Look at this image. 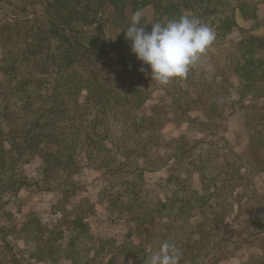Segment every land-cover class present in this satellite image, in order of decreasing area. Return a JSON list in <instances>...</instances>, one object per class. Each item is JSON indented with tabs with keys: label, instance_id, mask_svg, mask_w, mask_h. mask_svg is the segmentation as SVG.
Here are the masks:
<instances>
[{
	"label": "trees",
	"instance_id": "16d2710c",
	"mask_svg": "<svg viewBox=\"0 0 264 264\" xmlns=\"http://www.w3.org/2000/svg\"><path fill=\"white\" fill-rule=\"evenodd\" d=\"M214 6L219 4L213 0H0V213H6L11 197L19 198L24 187L36 185L41 189L42 183H47L45 189H49L56 179H72L84 159L87 166L104 175L142 178L146 171H158L174 159L202 177V189L184 188L185 194L176 198L193 211L186 218L200 216L202 220L195 225L200 230L185 237L189 241H175L186 257L178 264L184 260L186 264H203L198 259L209 254L221 258L222 244L235 243L238 234L251 230L260 215L253 211L256 192L247 194L252 190L251 174L264 173V100L254 101L264 99V59L243 58L235 66L245 127L249 125L251 130L249 142L238 151L231 140L236 138L240 144L239 133L233 139L220 137L224 142L216 146L217 150H226L217 155L222 156L221 161L211 165L215 154L202 146L204 142L213 146L210 140L195 139L190 144L181 142L176 148L157 150L165 143L159 141L157 122L165 105L151 102L156 81L140 71L148 66L131 51V42L123 32L131 16L148 7L153 14L142 15L141 23L150 31L151 24L178 19L185 13L208 23L204 15L212 14ZM244 11L246 18L254 16ZM214 21L210 18L208 26H214ZM220 22L216 28L223 37L235 28L242 32L239 46L243 54L257 51L261 36L246 35L230 16ZM193 71L194 67L190 68L189 75ZM197 94L201 102L209 96L205 89ZM246 98L249 104L243 102ZM225 101L215 95L208 97L194 109L202 112L204 120L188 116L187 121L209 126L217 118L225 119ZM182 102L177 105L180 110ZM186 137L182 135L180 140ZM37 156L42 159L41 174H24L25 163ZM243 158L245 162L240 164ZM169 177L173 178L171 174ZM184 206H177L176 218L181 217ZM166 207L161 203V208ZM229 209L231 216L226 214ZM148 212L140 216L139 225L151 224L147 221L153 216ZM168 217L161 214L163 227L174 225ZM75 220L87 226L80 216ZM207 223L212 227L207 229ZM4 229L0 227L1 238L10 247ZM50 231L51 236L63 234V230ZM194 235L201 238L196 248L204 254L196 251V241L191 242ZM261 245L263 255L259 257L264 258V243Z\"/></svg>",
	"mask_w": 264,
	"mask_h": 264
},
{
	"label": "rangeland",
	"instance_id": "374dc122",
	"mask_svg": "<svg viewBox=\"0 0 264 264\" xmlns=\"http://www.w3.org/2000/svg\"><path fill=\"white\" fill-rule=\"evenodd\" d=\"M213 1L219 7L214 6L216 10L204 16L209 19L208 23L210 18L215 19L214 26L210 27L215 32V41L203 54L191 75L188 72L185 77L173 78L167 84L156 81L151 97L154 104L161 102L165 105L159 113L161 119L157 120L159 141L165 143L157 150L176 148L181 142L190 144L189 141L195 139L210 140L213 146L207 145L208 142H204L202 146L203 149L210 148L215 154L210 161L211 165L215 161L220 162L222 156L218 158L217 155L226 150H217L216 147L223 146V137L233 139L239 133L242 136L239 139L240 144H236V138L231 140L235 144L234 149L238 151L249 142L251 130L249 125L245 127L247 122L245 110L241 107L242 99L237 93L239 90L235 66L243 58L254 60L259 56L264 59V0ZM243 8L244 12L248 11L254 16H243ZM141 12L147 17L153 14L150 7ZM225 16H230L243 28L246 35L263 38L258 42L256 52L243 54L239 46L242 32L238 28L228 32L225 37L219 35L220 30L216 26L221 24L220 20ZM203 23L208 25L205 21ZM262 63L264 64V60ZM222 74L226 75V80ZM201 89L209 93L208 97H222L227 103L225 119L217 118L212 126L209 125L215 132L209 126L187 121L188 116H197L204 120L201 111H194L203 101L208 100L206 97L202 102L199 101L200 96L197 93ZM180 92L182 97H179ZM261 100L264 99L254 101ZM180 101H183L181 110L177 107ZM249 101L247 98L243 100L248 104ZM182 135L188 138L180 140ZM195 151L200 152V149ZM139 162L143 164L142 160ZM244 162L245 158L240 160V164ZM81 163L82 167L75 170L72 179H56L52 181L49 189H45L49 186L47 183H42L41 189L30 185L20 191L19 198L11 197L7 205L10 214L7 211L0 213V227L5 228L4 233L10 244V247L6 246L0 232V264H145L148 256L163 242L189 241L185 237L190 238L191 232L197 229L196 223L202 221L200 216L186 218L193 211L185 208L181 203L182 199H176L185 194L182 193L184 188L202 189L201 174L186 169L189 168L187 164L177 163L172 159L166 167L158 171H146L142 178L139 175L121 173L114 176L104 175L100 170L87 166L85 159ZM41 166L42 159L37 156L25 163L23 173L31 177L39 176L42 172ZM19 171L21 172L20 169ZM170 174L173 178L169 177ZM250 181L253 183L249 187L252 190L247 194L256 192L254 195L257 200L252 203L253 211L260 214L251 230L258 233L251 234V230H244L237 235L235 243L222 244L224 252L221 258L213 254L200 257L198 260L203 264H264V258L259 257L263 255L261 244L264 243V173L251 174ZM174 192L178 195L173 196ZM161 203L167 207L161 208ZM179 205L184 206L181 212L183 216L179 213L181 217L176 218L174 211ZM148 210L153 216L147 221L151 224L139 225L140 216ZM234 210H237L235 204ZM195 211L199 212L198 209ZM161 214L170 216L174 225L163 227ZM175 214L178 215L177 212ZM226 214L231 216V210ZM77 215L83 218L87 226L79 225L75 220ZM230 216L226 221L230 220ZM205 227L208 229L212 226L207 223ZM54 229L63 230V234L53 235L55 240H49V237H53L50 230ZM194 238L191 242H197L195 249L199 252L196 247L201 245V238L198 235H194ZM208 243L209 239H206V247ZM183 250H179L178 261L184 258ZM199 253L204 254V250ZM185 262L187 260L179 263L186 264Z\"/></svg>",
	"mask_w": 264,
	"mask_h": 264
},
{
	"label": "clouds",
	"instance_id": "9594fccd",
	"mask_svg": "<svg viewBox=\"0 0 264 264\" xmlns=\"http://www.w3.org/2000/svg\"><path fill=\"white\" fill-rule=\"evenodd\" d=\"M141 20L142 12L138 10L123 30L125 39L131 42V51L137 59L148 66L141 67L140 71L160 84L185 77L216 38L215 32L199 17L187 13L178 19L155 22L150 31ZM178 260L179 249L175 243L165 241L148 256L145 264H178Z\"/></svg>",
	"mask_w": 264,
	"mask_h": 264
}]
</instances>
